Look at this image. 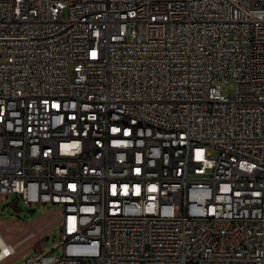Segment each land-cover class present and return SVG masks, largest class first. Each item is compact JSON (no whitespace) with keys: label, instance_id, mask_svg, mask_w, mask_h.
<instances>
[{"label":"built area","instance_id":"1","mask_svg":"<svg viewBox=\"0 0 264 264\" xmlns=\"http://www.w3.org/2000/svg\"><path fill=\"white\" fill-rule=\"evenodd\" d=\"M0 57V203L63 210L27 264H264V0H0Z\"/></svg>","mask_w":264,"mask_h":264},{"label":"rangeland","instance_id":"2","mask_svg":"<svg viewBox=\"0 0 264 264\" xmlns=\"http://www.w3.org/2000/svg\"><path fill=\"white\" fill-rule=\"evenodd\" d=\"M222 89L225 94L231 95L236 92L237 85L227 81L222 84ZM210 150L213 155L218 154L215 148ZM62 219L63 210L60 206L42 203L27 205L16 194L9 196L4 203H0V231L8 242L17 245V252L0 264H27L28 258L37 249L46 254L61 255ZM31 234L34 235L30 239L22 241Z\"/></svg>","mask_w":264,"mask_h":264},{"label":"bare ground","instance_id":"3","mask_svg":"<svg viewBox=\"0 0 264 264\" xmlns=\"http://www.w3.org/2000/svg\"><path fill=\"white\" fill-rule=\"evenodd\" d=\"M14 245L9 243L6 239V237L3 235V233L0 231V263H1V258L4 255L5 251L11 250V247ZM17 246V245H16Z\"/></svg>","mask_w":264,"mask_h":264},{"label":"crops","instance_id":"4","mask_svg":"<svg viewBox=\"0 0 264 264\" xmlns=\"http://www.w3.org/2000/svg\"><path fill=\"white\" fill-rule=\"evenodd\" d=\"M10 243V242H9Z\"/></svg>","mask_w":264,"mask_h":264}]
</instances>
